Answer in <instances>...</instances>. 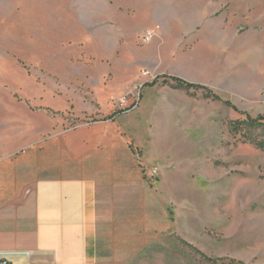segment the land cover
<instances>
[{"label":"rangeland","instance_id":"obj_1","mask_svg":"<svg viewBox=\"0 0 264 264\" xmlns=\"http://www.w3.org/2000/svg\"><path fill=\"white\" fill-rule=\"evenodd\" d=\"M85 1L0 0V145L33 147L49 125L78 128L90 105L127 115L123 100L139 97L125 121L143 141L149 118L161 117L156 97H174L178 134L164 137L174 144L138 151L166 167L152 182L166 205L152 245L120 264H264V151L230 126L264 117V0H112L100 7L112 38L103 18L81 14ZM226 11L234 32L210 31ZM242 12L253 24L236 22Z\"/></svg>","mask_w":264,"mask_h":264},{"label":"crops","instance_id":"obj_2","mask_svg":"<svg viewBox=\"0 0 264 264\" xmlns=\"http://www.w3.org/2000/svg\"><path fill=\"white\" fill-rule=\"evenodd\" d=\"M112 3L86 0L81 6L91 23L103 18L97 23L105 27L98 30L109 38L114 35L108 27L110 13L100 12V7L112 8ZM242 14L236 22L253 24ZM232 20V11H226L222 26L211 22L209 30L231 34ZM128 81L116 98L131 88ZM143 100L127 115L116 114L113 103L83 107L79 113L87 123L78 128L49 125L48 130L40 129L33 147L0 145V251L31 253L15 264H120L152 245L154 224H159L166 204L145 179L136 154L160 142L174 144L164 137L178 134L171 126L179 101L156 97L153 112L161 117L153 113L149 119L155 126L148 122L145 140L137 141L125 120ZM158 160L146 159L167 176ZM164 182H158V190L164 189Z\"/></svg>","mask_w":264,"mask_h":264},{"label":"trees","instance_id":"obj_3","mask_svg":"<svg viewBox=\"0 0 264 264\" xmlns=\"http://www.w3.org/2000/svg\"><path fill=\"white\" fill-rule=\"evenodd\" d=\"M176 83L184 84L189 88H200L198 85L184 81L178 77L173 78ZM233 106L230 102H226ZM231 133L239 137L244 143H250L264 151V117H248L246 120H236L231 124Z\"/></svg>","mask_w":264,"mask_h":264},{"label":"built area","instance_id":"obj_4","mask_svg":"<svg viewBox=\"0 0 264 264\" xmlns=\"http://www.w3.org/2000/svg\"><path fill=\"white\" fill-rule=\"evenodd\" d=\"M152 32L148 31L145 36V41H150L152 38ZM144 76H149L150 72H144ZM144 83L140 84L142 88ZM130 99H125L120 105V109L124 110V112L134 111L141 103L142 99L139 97L138 99L132 102V105L129 107ZM140 167L144 173V177L148 182H153L160 177V169L157 167L150 166L144 162H142V155L137 152L136 154ZM31 257V253L28 251H0V264H15V262L19 259H28Z\"/></svg>","mask_w":264,"mask_h":264}]
</instances>
